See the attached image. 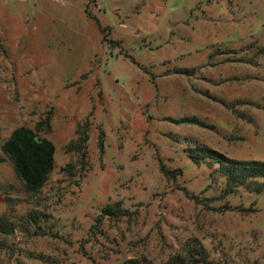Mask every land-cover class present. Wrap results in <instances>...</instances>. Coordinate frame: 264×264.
I'll list each match as a JSON object with an SVG mask.
<instances>
[{
  "label": "rangeland",
  "instance_id": "374dc122",
  "mask_svg": "<svg viewBox=\"0 0 264 264\" xmlns=\"http://www.w3.org/2000/svg\"><path fill=\"white\" fill-rule=\"evenodd\" d=\"M263 47L264 0H0L2 263L195 264L200 243L196 264H264V192L223 196L187 156L264 161ZM45 119L54 169L28 195L1 145Z\"/></svg>",
  "mask_w": 264,
  "mask_h": 264
},
{
  "label": "trees",
  "instance_id": "16d2710c",
  "mask_svg": "<svg viewBox=\"0 0 264 264\" xmlns=\"http://www.w3.org/2000/svg\"><path fill=\"white\" fill-rule=\"evenodd\" d=\"M115 44H119L116 42ZM264 50V47L262 48ZM180 122H194L196 120L184 119ZM47 125L46 119L38 124L36 130L19 126L15 128L10 136L2 143L1 150L9 159L17 176L23 181V188L26 194L34 195L48 182L49 176L55 164V144L49 139L38 134L39 127ZM79 137L68 148L77 152L80 161L84 164L87 157L86 145L88 141L87 127L78 132ZM188 158L195 164L207 163L215 165L217 172L224 178L223 196L233 194L239 188H246L251 192H264V161L261 160H234L224 154L207 146H196L187 149ZM165 174L172 177L176 172L166 171ZM7 199V198H6ZM252 209H246L249 211ZM128 216L126 210L117 204L107 205L102 208L100 218L112 217L120 219ZM17 229L16 223L7 213L0 214V251L6 244L4 240L12 235ZM203 245H194L189 252V259L195 264L205 259L206 253ZM131 264H138L136 261H129ZM0 264H3L0 260Z\"/></svg>",
  "mask_w": 264,
  "mask_h": 264
}]
</instances>
